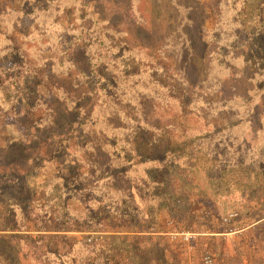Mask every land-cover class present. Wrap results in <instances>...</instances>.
Here are the masks:
<instances>
[{
    "label": "rangeland",
    "instance_id": "rangeland-1",
    "mask_svg": "<svg viewBox=\"0 0 264 264\" xmlns=\"http://www.w3.org/2000/svg\"><path fill=\"white\" fill-rule=\"evenodd\" d=\"M87 2L0 0V264H264V0ZM101 20L142 22L138 51L119 37L115 56L162 103L102 101L124 90L91 76L77 32ZM60 41L73 65L23 74L16 46L46 57ZM46 82L97 106L67 114ZM127 155L150 162L155 202Z\"/></svg>",
    "mask_w": 264,
    "mask_h": 264
},
{
    "label": "trees",
    "instance_id": "trees-1",
    "mask_svg": "<svg viewBox=\"0 0 264 264\" xmlns=\"http://www.w3.org/2000/svg\"><path fill=\"white\" fill-rule=\"evenodd\" d=\"M69 1L70 0H54V5L51 8L47 9L46 11L47 12L50 11V13H59L62 11V9H64L66 6L69 5ZM72 1H73V4L83 3L84 7L89 6V2H87V0H72ZM7 9L0 10V20L4 19L2 14L4 15ZM129 12L133 13V6L129 8ZM13 13L21 14L24 17H27L25 13L22 14V11L14 10ZM32 13L36 14L37 11L33 10ZM86 16L87 15L85 14V17ZM90 17L93 18L94 14H90ZM141 19L142 18L140 17V20ZM98 23L99 25L101 24V26H99ZM77 32H78V36L80 39L82 40H87L88 38L90 39V44H89V56L90 57L89 58L92 64L91 70H90L91 76H94L95 78L103 77L101 73V68L104 66L103 68L107 69L108 73L112 75V79L118 84L119 87H121V89L124 90L122 93L119 94V96H116V95L104 96V99L102 98V101H104L105 103L107 102L115 103L119 99H126V97H128L135 104V102L138 101V99L140 98L139 95L141 96V94H145V96L149 95L150 100L154 101L155 104L162 103L161 102L162 99L160 98L161 96L159 95V93L166 94L167 93L166 89L164 87H161L158 84L157 85L150 84L147 81H142L140 79H137L136 76L134 75H127L121 70V63H120L119 57L115 56V53L118 52V46L115 45V39L119 37L122 39L121 41H124L126 47H128L129 53H132L136 50L138 51V48L133 46V41H134L135 36H140V34L144 32L143 24L141 21H139L135 27V34L134 32L129 31V30H124L122 28L113 27L110 24V21L105 22V20H101L100 22L97 21V24L92 29L87 28L86 25H82V28L80 26V29H77ZM135 39L137 40L138 38H135ZM17 41H19V39H17ZM138 41H144V40L138 39ZM186 41L187 43H189L190 41V36L188 34L186 36ZM15 48L17 49V53L19 55L20 53H22L21 55L22 61L18 64L21 65L20 70L23 71V74L32 73L35 70H38L40 77L43 78V77H46L47 70H51L56 67L59 68V66H61L60 64L63 62L67 63L65 66L73 65L71 64V61L68 59L67 51L65 50L62 51L61 41L55 47V50H52V51L50 50L49 56H46V57H43V56L31 57L29 55L30 52L25 42H21L19 46H16ZM149 48H150V45L146 47V49H149ZM64 67H61V68H64ZM188 70H189L188 77L189 79H191L192 71H190V65L188 67ZM14 80H12V82H14ZM4 81L6 83L9 82L8 78L4 79ZM39 84L40 86L42 85V83H38V85ZM46 86L50 87L52 91L51 93L57 96L58 100L63 103V104L60 103L62 105L61 111L67 112V114L83 115L84 111L85 112L91 111L92 108L97 106L96 101L90 104L89 109L84 108L83 105H80V103H79V106L77 105L78 101L81 102L82 100H84L86 95H89L88 92L83 91L82 88H79L78 90L79 93H76L75 96H71L70 92L66 91L67 89L58 88V86H52L48 82H46ZM58 89H61V90H58ZM95 99L99 102L98 97H96ZM102 101H101V104H103ZM136 103L138 105L139 102H136ZM64 106L67 108H65ZM153 107L156 108V110H158L157 107L155 106ZM57 108H59L60 110L61 107H57ZM57 108H55V110L53 109L54 112L57 111L56 110ZM139 113L142 119L146 117V116H143L144 112L140 109H139ZM86 123H87L86 120L81 122L80 123L81 128L85 130L87 129L90 131L95 130V128L92 127L91 124H86ZM144 125L146 126L147 124H144ZM112 130L113 128H107V130H105L104 133H108V131H112ZM115 136H117V134ZM118 141L119 140L116 141V145H115L116 148H118V144L121 143V141H119V143ZM99 145L101 148L104 149V146L102 144H99ZM90 147H98V146L97 144L96 145L90 144ZM119 147L121 148L120 144H119ZM130 157L131 155H127V158H124V160H126L129 164L132 163V165L136 167V168L134 167L135 168L134 171H136L138 176L141 177V181L143 182L145 186L144 189L145 191H147L146 193L150 196L149 199L155 202L156 197L152 192L153 190H151L153 189L152 187L154 184L149 179L147 174H143L144 170H142V169L150 168V162L141 164L140 166H143L141 169L138 163L135 164L134 162H132ZM156 164L157 162H152L151 165L155 166Z\"/></svg>",
    "mask_w": 264,
    "mask_h": 264
}]
</instances>
